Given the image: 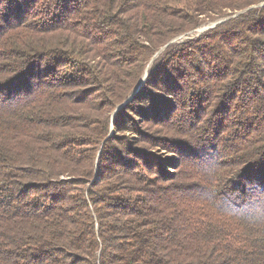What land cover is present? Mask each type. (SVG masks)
<instances>
[{"label":"trees","instance_id":"obj_1","mask_svg":"<svg viewBox=\"0 0 264 264\" xmlns=\"http://www.w3.org/2000/svg\"><path fill=\"white\" fill-rule=\"evenodd\" d=\"M0 264H264V0H0Z\"/></svg>","mask_w":264,"mask_h":264},{"label":"rangeland","instance_id":"obj_2","mask_svg":"<svg viewBox=\"0 0 264 264\" xmlns=\"http://www.w3.org/2000/svg\"><path fill=\"white\" fill-rule=\"evenodd\" d=\"M222 21V20H221ZM225 21V20H223ZM216 22H208L206 23L205 25L201 26L199 29L189 33L188 35H184L180 38H177L175 40V42H182V41H185V40H188L190 38H197L198 36H200L201 34H203L204 32L208 31L209 29H212L213 28V25L215 24ZM156 59V58H155ZM154 59V60H155ZM144 78V77H143ZM143 83V79L141 81ZM145 83V82H144Z\"/></svg>","mask_w":264,"mask_h":264},{"label":"water","instance_id":"obj_3","mask_svg":"<svg viewBox=\"0 0 264 264\" xmlns=\"http://www.w3.org/2000/svg\"><path fill=\"white\" fill-rule=\"evenodd\" d=\"M225 21H226V20H225ZM222 22H224V21L222 20V21H218V22H216V23L213 25V28H214L216 25H218V24H220V23H222ZM174 42H175V40L172 41L171 43H174ZM171 43H169V44H171ZM162 51H164V49H163ZM162 51H161V52H162ZM161 52H159V53L156 55L155 58H157L158 55H159ZM155 58H154V59H155ZM154 59H153V60H154ZM149 67H150V66H149ZM149 67H148L147 70H146V74H145V76H144V78H143V83H141V85L139 86V88H141V87L144 85V82H145L146 79H147V75H148L147 72H148ZM139 88H138V90H139ZM136 92H137V91H136ZM136 92H135L134 94H136ZM131 99H132V97L129 98L128 101H127L126 103H124L122 106H120V107L117 109V111H118L119 109H121L125 104H127Z\"/></svg>","mask_w":264,"mask_h":264}]
</instances>
